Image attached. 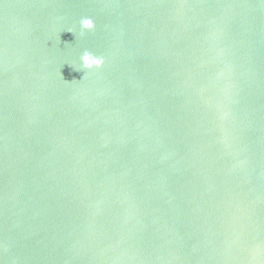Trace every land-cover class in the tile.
I'll list each match as a JSON object with an SVG mask.
<instances>
[{
    "label": "water",
    "instance_id": "water-1",
    "mask_svg": "<svg viewBox=\"0 0 264 264\" xmlns=\"http://www.w3.org/2000/svg\"><path fill=\"white\" fill-rule=\"evenodd\" d=\"M0 264H264V0H0Z\"/></svg>",
    "mask_w": 264,
    "mask_h": 264
},
{
    "label": "clouds",
    "instance_id": "clouds-1",
    "mask_svg": "<svg viewBox=\"0 0 264 264\" xmlns=\"http://www.w3.org/2000/svg\"><path fill=\"white\" fill-rule=\"evenodd\" d=\"M79 36H84L86 32H92L95 30V23L91 17L82 16L79 21ZM67 32L77 35L72 27L65 29ZM105 63V57L102 55H96L93 52L85 49L79 56V69L92 70L99 69Z\"/></svg>",
    "mask_w": 264,
    "mask_h": 264
}]
</instances>
